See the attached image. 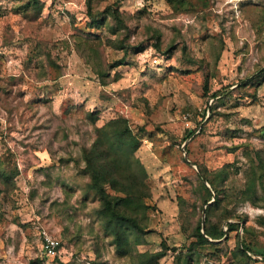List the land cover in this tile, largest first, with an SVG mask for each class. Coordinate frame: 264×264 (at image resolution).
Listing matches in <instances>:
<instances>
[{"label": "rangeland", "instance_id": "obj_1", "mask_svg": "<svg viewBox=\"0 0 264 264\" xmlns=\"http://www.w3.org/2000/svg\"><path fill=\"white\" fill-rule=\"evenodd\" d=\"M39 1L38 14L33 0H0V264H141L161 250L156 264H264V0H90L92 14L86 0ZM117 116L144 130L133 154L149 188L121 246L82 156ZM199 165L225 170L211 219L242 225L190 250Z\"/></svg>", "mask_w": 264, "mask_h": 264}, {"label": "trees", "instance_id": "obj_2", "mask_svg": "<svg viewBox=\"0 0 264 264\" xmlns=\"http://www.w3.org/2000/svg\"><path fill=\"white\" fill-rule=\"evenodd\" d=\"M173 6H181L184 9L189 5H193L191 0H167ZM43 4L39 0H33L32 8H35L39 14ZM87 12L92 14L90 0H86ZM108 14L113 18L122 22L118 6L108 9ZM104 15L95 11L91 15L90 27H100L104 22ZM124 47V45H120ZM122 57L111 63L112 66L118 65L122 62ZM95 72L99 75L105 76L104 70L95 69ZM218 94V91L211 93V96ZM200 123V121H199ZM141 130V131H139ZM98 132L101 136L97 137L93 143L88 147L82 148V156L85 160V167L89 171L90 180L87 182V187L92 190L100 201L99 212L105 216L104 226L106 229L113 233L115 243L117 246H121L122 241L126 240L124 233V226H132L139 228L136 215L137 210L141 206H144L142 197L148 194V185L145 182L146 172L143 164L133 152L140 144V137L144 135L143 129L136 130V133L129 126L128 120L124 116H117L102 126L98 127ZM142 132V133H140ZM193 130H187L184 132L183 139L189 137ZM138 134H140L138 136ZM186 150V148H185ZM199 172L205 177L207 185L199 174V187L203 193L201 200L204 206V220L197 219V222L192 228V235L194 239L191 241L188 249H192V245L213 244L212 239H221L227 234L228 231L238 229L242 224H238L236 220H227L232 217V214L225 216V226L223 229L221 224L214 222L211 219V214L223 206L224 194L223 190L219 187V181L217 176L221 175L225 170L218 169L213 176H209V173L199 165ZM258 179L264 185V175H258ZM105 183L109 186L122 192L121 194L111 193L106 189ZM253 186V184L251 185ZM248 185V188H251ZM211 198L213 201L208 202ZM225 209H227L225 207ZM203 229V230H202ZM244 229V227H243ZM241 251L249 249L245 242H241ZM58 248V247H57ZM262 257H264V251L256 250ZM145 256V260L141 264H148L151 260H156L163 255V251H156L153 253H141ZM176 264H185L184 261H177Z\"/></svg>", "mask_w": 264, "mask_h": 264}, {"label": "built area", "instance_id": "obj_3", "mask_svg": "<svg viewBox=\"0 0 264 264\" xmlns=\"http://www.w3.org/2000/svg\"><path fill=\"white\" fill-rule=\"evenodd\" d=\"M156 60V59H154ZM59 246V240L56 236L42 231V241L41 248L45 255H53L56 252L57 247Z\"/></svg>", "mask_w": 264, "mask_h": 264}, {"label": "water", "instance_id": "obj_4", "mask_svg": "<svg viewBox=\"0 0 264 264\" xmlns=\"http://www.w3.org/2000/svg\"><path fill=\"white\" fill-rule=\"evenodd\" d=\"M185 144V142L183 143V145ZM183 151H185V149L183 148ZM186 160L187 161H189V159L188 158H186ZM195 168H196V170L199 172V169H198V167L197 166H195ZM199 174H200V176H201V179L208 185V183H207V181H206V179H205V177L199 172ZM214 200V198H211L208 202H210V201H213ZM205 207V206H204ZM204 207H203V209H204ZM202 214H203V217H202V225H203V218H204V210H202ZM203 230V229H202ZM212 240H217V239H212Z\"/></svg>", "mask_w": 264, "mask_h": 264}]
</instances>
